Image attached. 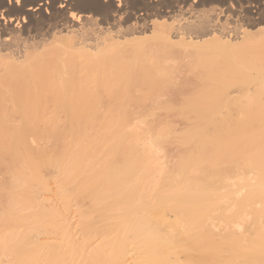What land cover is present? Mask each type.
Returning <instances> with one entry per match:
<instances>
[{"label":"bare ground","instance_id":"obj_1","mask_svg":"<svg viewBox=\"0 0 264 264\" xmlns=\"http://www.w3.org/2000/svg\"><path fill=\"white\" fill-rule=\"evenodd\" d=\"M185 55L204 78L178 110V160L151 179L147 139L171 127L130 108ZM63 112L56 147L34 149ZM1 165L0 264H264V0H0ZM47 166L62 206L33 189Z\"/></svg>","mask_w":264,"mask_h":264},{"label":"rangeland","instance_id":"obj_2","mask_svg":"<svg viewBox=\"0 0 264 264\" xmlns=\"http://www.w3.org/2000/svg\"><path fill=\"white\" fill-rule=\"evenodd\" d=\"M136 7H138V9L140 8L142 10V6L139 4H135ZM80 8L82 7H76L74 8V10H76L77 12H79ZM231 21V22H230ZM229 24H225V25H219L217 31V34H221V33H226V35L228 36L229 34H233L234 32L231 31V26L233 24H235V22H232L233 20H230ZM236 24H238V22H236ZM235 24V25H236ZM233 25V26H235ZM230 27V29H229ZM208 55V57H207ZM206 55L207 58L209 57H213L216 56V53H208ZM174 57V56H172ZM185 57V58H183ZM175 58V57H174ZM160 59V58H159ZM176 59V62L174 63V67L173 69V74H172V78L170 79V81H166L164 84H162V90L161 92H158L155 96H154V102L153 101H148L150 102L148 105H144V106H139V107H131L130 109L132 110L131 113H133V116H136L137 120H134L135 122H138L139 120V126H141L143 129L145 130H150V127H156L157 125H159L160 127H166L168 124H170L169 126L171 127V130H168L171 133H167L166 130V135L168 134L169 136L167 137H162L160 138V135L158 134H151L152 132H150V138L147 139V141H153V145L152 147L155 149V156L157 159H155L156 163H157V170H154V172L151 174L150 178L153 179L156 177H159L158 180H161L164 178V175L166 174V172L168 171V167H171L176 160H178L179 154L182 152V142H181V132L183 131L182 129H184V122H186L183 118L182 115H180V113L178 112V110L182 107V103H183V99L188 95V89L192 88V86H195L196 84H198L199 82L203 81V72L201 71V69H192L191 68V60L192 58L190 56H182L179 57L178 59ZM182 90H181V88ZM180 88V90H179ZM184 88V89H183ZM231 94L232 95H238L239 91L235 89V87L231 88ZM101 113V112H99ZM102 114V113H101ZM100 114V115H101ZM62 115V116H61ZM65 114L63 112V114L59 115V122L57 124L52 123L53 118L49 119V123H43L40 122L39 128L41 129V134L39 135H30L29 137V141L32 143L33 148L36 150H40L41 148H46V149H53L56 147V138H55V134L54 132V127L53 126H57L61 124H63V122H65L64 119L65 118ZM61 117V118H60ZM61 119V120H60ZM134 119V117H133ZM168 119V120H167ZM140 120H142V122H140ZM144 120V122H143ZM166 120V121H165ZM168 121V122H167ZM62 122V123H61ZM165 126H164V123ZM167 122V123H166ZM147 123V124H146ZM55 124V125H54ZM161 124V125H160ZM167 124V125H166ZM149 125V126H148ZM62 126V125H61ZM61 126H57L60 127ZM168 126V127H169ZM169 127V129H170ZM166 129V128H164ZM164 129H162L163 134H164ZM168 129V128H167ZM174 130V132H173ZM177 133V134H176ZM31 138V139H30ZM142 142H139L138 144H140ZM181 143V144H180ZM7 157V155H5ZM237 170H240L238 167L236 168ZM9 172V168L8 167H4L3 165L0 166V185L1 183H4V186L7 185V183H9L10 181H12L13 176L10 175ZM56 168L53 166H47L46 168L42 169V174L43 176L47 179L48 181V186L47 188H42L41 186H39L36 183H33V189L36 191V194L38 196H40V199L43 198L44 201H46V203L48 204V206H52V205H59L62 206L63 200L60 199L59 194L57 193V189L59 188L57 183H56ZM241 174V173H240ZM153 176V177H152ZM240 177V175L238 176H231V179L228 180L229 183H233V181L238 180ZM75 185V184H74ZM74 185L69 186L71 189L74 188ZM7 190V188H3V191ZM2 195V193H0ZM226 200V199H224ZM80 205L82 206L83 211H89L91 210V201L88 198H81L79 200ZM75 202L74 205L72 207L71 213L69 211V213L67 212L66 216L68 221L71 223V221L73 222V224H71V226H73L72 228L75 229V225L74 224L77 222V218H78V214L75 211ZM75 211V212H74ZM233 210L228 211L229 214L232 213ZM218 211H213L212 214L215 215V213ZM211 214V215H212ZM217 214V213H216ZM69 217V218H68ZM172 212H169L167 214V218H172ZM80 229V228H79ZM79 229L76 228V231H78L77 234H79ZM75 231V230H74ZM35 237L39 238L43 235L40 234V236H37V232L35 231ZM182 256V255H181Z\"/></svg>","mask_w":264,"mask_h":264}]
</instances>
